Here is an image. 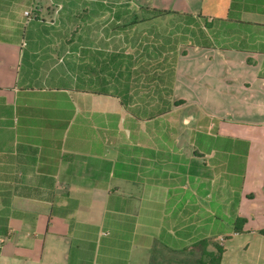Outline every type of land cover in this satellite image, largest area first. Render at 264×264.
I'll use <instances>...</instances> for the list:
<instances>
[{
  "label": "crops",
  "instance_id": "0c3cea01",
  "mask_svg": "<svg viewBox=\"0 0 264 264\" xmlns=\"http://www.w3.org/2000/svg\"><path fill=\"white\" fill-rule=\"evenodd\" d=\"M32 1L0 0V264H264V0H131L212 21L146 52Z\"/></svg>",
  "mask_w": 264,
  "mask_h": 264
},
{
  "label": "rangeland",
  "instance_id": "374dc122",
  "mask_svg": "<svg viewBox=\"0 0 264 264\" xmlns=\"http://www.w3.org/2000/svg\"><path fill=\"white\" fill-rule=\"evenodd\" d=\"M99 1L100 0H33L32 8L29 7L26 9L30 11V16L32 17V14H35V10L38 11V9L35 8L39 5V3H41L44 10L46 8H49V10H46V12L44 13V15L49 19L56 16L61 17L63 21L74 24L76 26H84L87 24L96 26L108 25L107 27L108 29H110L112 25L118 24V26L120 27L125 25L123 27L125 29H128L129 31L117 33L118 35H122L118 36L117 39L125 40V42L126 40H134L136 42V48H127L131 51L143 49L144 52H146L145 48L142 47L147 44L148 40L150 41L156 39L157 41H160L164 37H170V39L174 42L177 41V37L182 36L183 38V36L187 34L189 40L191 38V41H193L197 37V33L195 31L197 27H195V25H191L190 28L193 30L185 32L184 26L186 25V21L177 15L168 14L165 16L152 18L151 16H147L146 13L142 11L138 13L136 10L137 8L133 6L131 0L102 1L104 4L108 5V7L106 8H101L100 6H98ZM55 2L60 3L57 4L56 8L58 12H55V6H53ZM123 10L129 11L128 14L127 12H125L127 15H124V19L126 20H123L122 16H116L118 12H121ZM116 19L118 21L117 23ZM119 29L121 30V28ZM102 33L106 34V31H103ZM80 34L83 35L85 33L84 31L77 32V36ZM112 34L114 35L116 33L112 32ZM78 39L79 38L77 37V40ZM139 45H141L140 48ZM183 49L184 46L180 45L179 51ZM243 257L244 256H242V254L240 253L239 258L243 259Z\"/></svg>",
  "mask_w": 264,
  "mask_h": 264
},
{
  "label": "trees",
  "instance_id": "16d2710c",
  "mask_svg": "<svg viewBox=\"0 0 264 264\" xmlns=\"http://www.w3.org/2000/svg\"><path fill=\"white\" fill-rule=\"evenodd\" d=\"M144 9V8H143ZM145 9L149 12H152L154 15H153V18H156V17H160V16H165L167 14H173V15H177L179 16L180 18L184 19L186 21V25H187V28H185V32H188V31H191L193 29L190 28L191 25H195V24H200L199 23V20L198 22L196 23L195 21V18L192 17V15L190 14H186V13H179V12H175V11H170V10H164V9H156V8H149V7H145ZM200 18L203 19V23H204V31L201 32L200 30H198L197 32V37L198 39L200 38V35L202 34L203 35V40L205 41L204 43L207 44L206 42L209 40H211V37L209 36V32H207V30H211L212 29V21L209 20L208 17L206 16H203V15H199ZM186 34V33H185ZM185 37V35L183 36ZM261 233H264V229H261L260 230ZM220 253H222L223 249L222 247L220 246Z\"/></svg>",
  "mask_w": 264,
  "mask_h": 264
},
{
  "label": "built area",
  "instance_id": "2783aa9c",
  "mask_svg": "<svg viewBox=\"0 0 264 264\" xmlns=\"http://www.w3.org/2000/svg\"><path fill=\"white\" fill-rule=\"evenodd\" d=\"M25 14H26L28 17H30V11L26 10V11H25Z\"/></svg>",
  "mask_w": 264,
  "mask_h": 264
}]
</instances>
